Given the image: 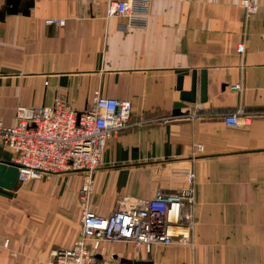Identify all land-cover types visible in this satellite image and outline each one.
Wrapping results in <instances>:
<instances>
[{
  "label": "crops",
  "instance_id": "0c3cea01",
  "mask_svg": "<svg viewBox=\"0 0 264 264\" xmlns=\"http://www.w3.org/2000/svg\"><path fill=\"white\" fill-rule=\"evenodd\" d=\"M106 1L19 0L15 11L0 0V119L13 125L17 107H48L55 98L81 112L96 92L130 101L133 123L170 117L110 136L87 208L106 216L124 199L131 207L157 189L178 190L191 168L193 245H156L144 261L264 264V0L248 21L241 0H149L144 27L107 18ZM53 18L65 25L46 24ZM192 71L196 103L174 117L178 77L189 91ZM238 108L250 125L226 126L223 116ZM12 158L0 146V161ZM35 181L0 187V264H52L49 249L78 237L84 176ZM129 248L119 255L130 258Z\"/></svg>",
  "mask_w": 264,
  "mask_h": 264
},
{
  "label": "built area",
  "instance_id": "2783aa9c",
  "mask_svg": "<svg viewBox=\"0 0 264 264\" xmlns=\"http://www.w3.org/2000/svg\"><path fill=\"white\" fill-rule=\"evenodd\" d=\"M148 4L149 0H107L105 16L124 18L125 27H144ZM240 6L246 21L260 8L257 0H241ZM46 24L62 27L65 20L48 19ZM239 48L243 51V44ZM251 118L238 108L225 114L223 123L233 128L248 127ZM169 119H142L133 123L130 101L102 97L98 92L81 112L55 98L48 107H17L13 125L0 119V146L13 155L21 185L59 174L84 176L80 198L85 207L78 237L69 248L52 251V264H125L120 262L124 258L121 255L105 251L108 244L130 246L132 255L125 258L132 261H144L156 245H193L195 179L191 168L185 169L178 190L157 189L152 197L137 200L131 207L124 199L121 208L106 216L86 206L93 191L92 175L101 165L110 136ZM195 148L202 150L201 145Z\"/></svg>",
  "mask_w": 264,
  "mask_h": 264
},
{
  "label": "water",
  "instance_id": "95a60500",
  "mask_svg": "<svg viewBox=\"0 0 264 264\" xmlns=\"http://www.w3.org/2000/svg\"><path fill=\"white\" fill-rule=\"evenodd\" d=\"M9 8H14L15 11L19 6V0H9ZM31 6V5H30ZM27 5V7H30ZM14 9H9L8 12H15ZM178 90L180 91V101L175 103L173 115L181 114V109L187 107V104L196 103V90H197V72L192 71L191 87L189 91H182V77H178ZM207 98V74L206 71H201L199 79V102L204 103ZM21 185L18 181V165L14 162L0 161V187L6 190H13ZM99 258V257H98ZM117 259V256H113ZM120 262L125 264H154L152 261H132L126 258H120Z\"/></svg>",
  "mask_w": 264,
  "mask_h": 264
},
{
  "label": "rangeland",
  "instance_id": "374dc122",
  "mask_svg": "<svg viewBox=\"0 0 264 264\" xmlns=\"http://www.w3.org/2000/svg\"><path fill=\"white\" fill-rule=\"evenodd\" d=\"M63 175H69V174H59V175H56L53 177H58V176H63ZM34 182H40V181H34ZM73 222H74V220L72 217H69V219L67 218V229L72 228ZM106 248L107 249H105V251H107V252L111 251V252H115L118 254H124V255H128V256L131 254V249L129 248V246H127L125 244H108ZM57 249H59V248L56 247V248L49 249L48 255L50 258L52 257V255H51L52 251L57 250Z\"/></svg>",
  "mask_w": 264,
  "mask_h": 264
}]
</instances>
